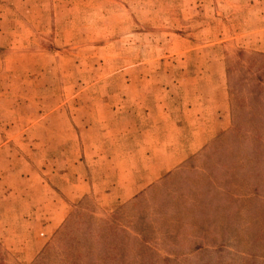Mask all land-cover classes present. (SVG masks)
Masks as SVG:
<instances>
[{
	"label": "rangeland",
	"instance_id": "374dc122",
	"mask_svg": "<svg viewBox=\"0 0 264 264\" xmlns=\"http://www.w3.org/2000/svg\"><path fill=\"white\" fill-rule=\"evenodd\" d=\"M259 52L264 53V0H0V140L9 139L0 159L10 160L0 167L5 173L0 177L5 264H32L60 231L72 228L70 219L77 222L85 212L103 222L122 205L110 210L92 193L67 207L55 190L63 178L54 173L62 174L68 160L53 148L66 131L91 128L96 141L103 126L142 127L145 120L138 112L146 106L150 83L168 85L171 96L178 95V83L193 81L198 73L206 79L213 70L222 79L218 68H208L216 60L225 65L229 131L153 185L165 181L168 188L158 198L171 199L170 205L183 202L186 208L206 182L214 183L205 209L195 204L186 211L206 212L211 220L202 224L188 214L181 227L192 235L208 226L207 247L219 254L181 253L183 264H264V216L253 222L255 214H264V146L253 144V136L261 133L264 139V129L254 131L246 122L236 127L239 113L247 120L261 104L250 93L259 73L250 60H261ZM176 106L170 104L166 128L171 131L182 117ZM157 139L149 137V144L155 147ZM173 139L170 146L178 143ZM131 159L139 157L124 158V163ZM218 191L229 208L215 206ZM230 197L239 200L236 207ZM158 198L148 197L151 215ZM128 209L129 215L139 213L132 205ZM222 228L229 229L226 238ZM156 232L153 246L169 255L173 235ZM193 241L179 240L180 252H189Z\"/></svg>",
	"mask_w": 264,
	"mask_h": 264
},
{
	"label": "crops",
	"instance_id": "0c3cea01",
	"mask_svg": "<svg viewBox=\"0 0 264 264\" xmlns=\"http://www.w3.org/2000/svg\"><path fill=\"white\" fill-rule=\"evenodd\" d=\"M208 68H218L222 79L213 70L206 79L198 73V78L196 76L193 81L178 83V95L171 96L168 85L150 83L152 85L146 89L144 97L146 106L138 112L145 120L142 127L124 131L103 126L97 131L96 141L91 128L66 131L67 137L57 140L53 147L58 149L57 155L61 151L68 160L62 174L54 173L63 178V183L58 185L51 181L57 188L51 187L62 193L67 207L92 193L100 198L102 206L110 210L127 203L174 171L214 137L229 131L232 119L225 65L221 66V62L216 60ZM172 102L177 103L175 111L182 115L177 118L173 131L166 128L171 122ZM152 136L158 137L155 147L153 143L149 144ZM174 137L178 138V143L170 146ZM125 142H130V147H124ZM173 142L176 141L173 139ZM8 143L9 139L0 140V156L7 152ZM136 155L139 157L137 161L131 159L130 163H124V158H135ZM72 157L73 160L70 159ZM5 162L8 165L10 160L0 159V167L5 166ZM51 167L53 169L52 164ZM0 177L4 179L5 173L2 172Z\"/></svg>",
	"mask_w": 264,
	"mask_h": 264
},
{
	"label": "trees",
	"instance_id": "16d2710c",
	"mask_svg": "<svg viewBox=\"0 0 264 264\" xmlns=\"http://www.w3.org/2000/svg\"><path fill=\"white\" fill-rule=\"evenodd\" d=\"M257 55L261 56L262 59L254 60L252 56L250 60V65L256 67L259 72L256 75L257 82L253 83L250 93L255 94L253 98H256L257 102L261 104H259L258 110L254 111V115L248 114L247 120L242 117L243 115L247 116L242 111L239 114L240 116L243 115L240 120L236 121L237 128H241L246 122L254 131L264 129V53L259 52ZM234 134H237V131H234ZM261 135V133H256V136H253L255 137L253 144L258 147L264 146V139ZM219 140L221 138L217 142ZM256 155L254 153L249 162L252 163ZM160 184L161 187L156 188L155 185H152L133 200L122 204L111 214L110 219L103 222H98L93 215L85 212L80 213V219L77 222L70 219L72 228L60 231L54 240L45 246L32 264H183L179 259L183 254L197 252L199 254H197V257L206 254H219L215 249L207 247L206 242L210 239L208 237L211 233L208 226L199 227L200 229L192 235L183 234L181 227L184 217L189 214L186 212L189 208L198 204L201 211L205 209V205L210 203L207 193L215 189L212 180L202 186V191L197 199H194L192 203L188 201L189 207L186 208L183 207V202L178 204L172 201V205H170L171 199L164 196L158 198L161 191H166L168 188L165 181ZM151 195L154 199L158 198L157 207L152 208V215L149 214L148 210L151 206H148L147 201ZM223 195L224 192L218 191L212 200L216 201L215 206H227L229 208V205L225 204ZM238 201L232 197L229 198L232 207H236ZM130 205L134 206V209H137L139 213L129 215L130 209H128V206ZM200 211L195 215H189L201 221L202 224L208 223L213 216ZM149 215H151L150 218H148ZM260 215L264 216V214L259 213L253 216L255 224L259 222ZM225 220L226 222L231 221L227 218ZM156 230L164 235H173V237H170L174 238L176 242L168 249L169 255L162 256L153 246V240L157 237ZM228 230L222 228V237H227ZM186 237L187 239L191 237L194 241L188 246L189 252H180L182 245H180L179 240ZM211 242L208 241V244ZM0 255H2L1 249ZM170 255H175V257ZM0 264H5L1 256Z\"/></svg>",
	"mask_w": 264,
	"mask_h": 264
}]
</instances>
